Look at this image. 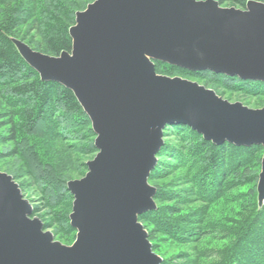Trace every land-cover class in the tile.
Segmentation results:
<instances>
[{
	"label": "water",
	"instance_id": "obj_1",
	"mask_svg": "<svg viewBox=\"0 0 264 264\" xmlns=\"http://www.w3.org/2000/svg\"><path fill=\"white\" fill-rule=\"evenodd\" d=\"M71 52L50 56L11 38L43 82L72 91L96 135L88 172L68 182L72 245L57 240L14 178L0 170V264H163L139 217L157 209L150 176L165 131L187 125L220 146L264 149V108L160 75L156 62L264 83V3L95 0L70 29ZM264 206V153L257 185Z\"/></svg>",
	"mask_w": 264,
	"mask_h": 264
},
{
	"label": "trees",
	"instance_id": "obj_2",
	"mask_svg": "<svg viewBox=\"0 0 264 264\" xmlns=\"http://www.w3.org/2000/svg\"><path fill=\"white\" fill-rule=\"evenodd\" d=\"M95 0H0V169L41 204L44 230L73 244L74 197L67 184L88 172L85 156L98 153L92 123L74 93L43 82L11 38L33 50L71 52L70 29ZM245 9L250 1L217 0ZM160 75L193 79L220 96L264 104V83L210 71L190 72L156 62ZM264 149L217 146L191 127L172 125L150 176L157 209L139 217L163 264H264V206L257 185ZM179 247L167 255L162 245Z\"/></svg>",
	"mask_w": 264,
	"mask_h": 264
},
{
	"label": "rangeland",
	"instance_id": "obj_3",
	"mask_svg": "<svg viewBox=\"0 0 264 264\" xmlns=\"http://www.w3.org/2000/svg\"><path fill=\"white\" fill-rule=\"evenodd\" d=\"M95 2V1H94ZM223 7H228V8H231L232 6H223ZM235 8H237V7H235ZM170 77V76H169ZM174 77H180V76H174ZM180 78H183V79H186V80H189V81H192V82H196V83H198V84H200V85H203V84H201V83H199L198 81H196V80H193V79H188V78H184V77H180ZM203 86H205V85H203ZM206 87V86H205ZM206 88H208V87H206ZM208 89H211V88H208ZM212 90H214V89H212ZM215 91V90H214ZM216 92V91H215ZM217 93V92H216ZM218 94V93H217ZM219 95V94H218ZM220 96V95H219ZM222 97V96H221ZM225 100H228V101H230L231 103H236V102H240V103H242V104H244L245 106H247V107H249V108H251V109H261V108H264V104H257L256 103V100L255 99H252L250 102H251V104H248L247 102H248V99H246V98H244V97H241V96H238V95H233L232 96V98H230L229 99V97H223ZM97 155V154H96ZM96 155H92V156H85V157H83V160L84 161H86V162H89V161H91V160H93L94 158H95V156ZM2 172H5V173H7L6 171H4V170H2V169H0ZM7 174H9V173H7ZM9 175H11V174H9ZM12 177H13V175H11ZM14 178V177H13ZM15 180V179H14ZM73 180H77V179H72V181ZM18 184H19V186H20V189H21V191H22V193H23V195H24V197H25V199H27V200H29L30 202H31V204H32V206H33V208L34 207H39L40 209H41V204L38 202V199L37 198H35V197H29V194L28 193H25L23 190H22V188H21V185H20V182L19 181H17V180H15ZM151 184V183H150ZM153 187H155L153 184H151ZM156 188V187H155ZM156 201V200H155ZM156 204H157V202H156ZM32 217L33 218H39L42 222H43V220H42V218L40 217V214H38V215H34V213H33V215H32ZM143 224V223H142ZM146 229V228H145ZM48 231H50L54 236H55V233H54V231L53 230H48ZM146 231H147V229H146ZM148 232V231H147ZM148 234H149V232H148ZM55 240H57V241H59V242H61V243H63V244H65V245H72V244H68V243H66L65 241H62V240H60L57 236H55ZM76 240V239H75ZM149 240H150V238H149ZM150 242H151V240H150ZM74 243V242H73ZM152 243V242H151ZM152 245H153V243H152ZM181 250V248H179V247H175V246H173V247H171L170 245H167V244H163L162 245V248H161V251H163V252H165L167 255H173V254H175V253H177L178 251H180ZM156 254H158L159 256H161L159 253H156ZM162 257V256H161Z\"/></svg>",
	"mask_w": 264,
	"mask_h": 264
}]
</instances>
